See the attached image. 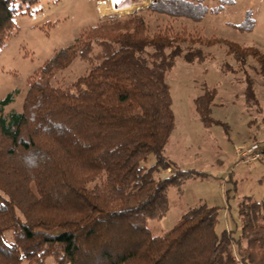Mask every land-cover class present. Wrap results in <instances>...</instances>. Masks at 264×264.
I'll use <instances>...</instances> for the list:
<instances>
[{"label": "trees", "instance_id": "16d2710c", "mask_svg": "<svg viewBox=\"0 0 264 264\" xmlns=\"http://www.w3.org/2000/svg\"><path fill=\"white\" fill-rule=\"evenodd\" d=\"M204 1L154 0L146 8L197 22L209 11ZM141 10L104 15L56 50L29 81L21 111L4 112L15 92L0 100V264H42L45 256L56 264H264V197L239 201L237 236L216 232L218 207L205 202L161 234L147 226L168 211L170 187L205 176L165 155L174 127L166 73L177 56L202 62L200 46L219 39L149 32ZM15 13L14 0H0V46ZM233 26L252 31L251 10ZM223 41L237 63L250 56L264 75V53ZM77 57L90 64L88 72L53 85ZM213 99L214 90L204 89L194 100L206 126L216 122ZM244 103H258L248 76Z\"/></svg>", "mask_w": 264, "mask_h": 264}, {"label": "rangeland", "instance_id": "374dc122", "mask_svg": "<svg viewBox=\"0 0 264 264\" xmlns=\"http://www.w3.org/2000/svg\"><path fill=\"white\" fill-rule=\"evenodd\" d=\"M146 1L137 0L140 6L137 8L142 9L149 32L166 28L219 39L209 46H200L205 55L202 62L187 63L177 56L166 73L174 127L165 145V155L178 168L204 172L205 176L187 178L178 189L170 187L168 211L161 218L149 220L147 226L153 234H161L188 207L205 202L218 207L216 232L231 229L237 236L239 201L245 196L264 197V157L248 163L236 153V147L254 143L264 149V75L259 73L257 62L250 56L246 57L245 64L237 63L227 53L223 40L253 46L264 53V0H233L232 5L220 0L204 1L209 11L197 22L149 11ZM107 2L101 5L97 0H14V24L5 32L0 46V100L15 92L13 101L4 106L5 114L21 111L28 83L36 77L45 60L56 50L75 42L83 29L95 25L101 17L114 14L108 10ZM218 5H222L221 10L213 12L212 8ZM246 10H251L255 20L250 32L233 26L242 21ZM186 45L183 44L185 49ZM89 68L87 61L77 57L55 75L52 83L67 86ZM246 76L253 81L258 102L257 105L249 103V107L244 103ZM204 89L214 90L211 115L216 122L208 126L200 120L194 103ZM167 174L169 170L160 173ZM6 237L11 239L10 232H6ZM38 263L37 259L21 262ZM42 264L56 262L52 256H45Z\"/></svg>", "mask_w": 264, "mask_h": 264}, {"label": "built area", "instance_id": "2783aa9c", "mask_svg": "<svg viewBox=\"0 0 264 264\" xmlns=\"http://www.w3.org/2000/svg\"><path fill=\"white\" fill-rule=\"evenodd\" d=\"M99 2V0H97ZM108 1V2H107ZM154 0H147L146 5L153 3ZM110 13L122 14L140 7L137 0H106ZM106 4V3H105ZM237 155L243 159V162L252 163L264 157V149L258 144H250L248 147H236Z\"/></svg>", "mask_w": 264, "mask_h": 264}, {"label": "crops", "instance_id": "0c3cea01", "mask_svg": "<svg viewBox=\"0 0 264 264\" xmlns=\"http://www.w3.org/2000/svg\"><path fill=\"white\" fill-rule=\"evenodd\" d=\"M106 0H103V1H99L101 5H104ZM100 13V12H99Z\"/></svg>", "mask_w": 264, "mask_h": 264}]
</instances>
